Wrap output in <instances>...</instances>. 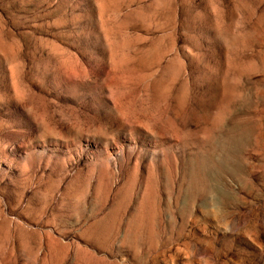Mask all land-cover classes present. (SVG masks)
Returning <instances> with one entry per match:
<instances>
[{
	"label": "rangeland",
	"instance_id": "rangeland-1",
	"mask_svg": "<svg viewBox=\"0 0 264 264\" xmlns=\"http://www.w3.org/2000/svg\"><path fill=\"white\" fill-rule=\"evenodd\" d=\"M0 264H264V0H0Z\"/></svg>",
	"mask_w": 264,
	"mask_h": 264
}]
</instances>
